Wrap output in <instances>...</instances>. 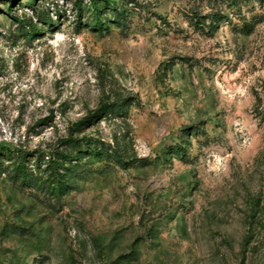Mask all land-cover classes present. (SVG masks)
Listing matches in <instances>:
<instances>
[{"label":"rangeland","instance_id":"obj_1","mask_svg":"<svg viewBox=\"0 0 264 264\" xmlns=\"http://www.w3.org/2000/svg\"><path fill=\"white\" fill-rule=\"evenodd\" d=\"M95 1L0 0V264H264L259 0Z\"/></svg>","mask_w":264,"mask_h":264},{"label":"trees","instance_id":"obj_2","mask_svg":"<svg viewBox=\"0 0 264 264\" xmlns=\"http://www.w3.org/2000/svg\"><path fill=\"white\" fill-rule=\"evenodd\" d=\"M105 1L107 2L108 0H105ZM227 2L231 8H240L242 6V4L244 3L243 0H227ZM259 2L261 4V6L264 8V0H259ZM93 4H94V6H97V2L95 0H93ZM99 15L100 14H97V18ZM195 17H196V22H194V23L197 25V27H208L209 31H211V33H214L217 30V28L220 26V24L225 19L229 18V16L222 14V11L210 12V13L206 14L205 16L197 15ZM253 28L254 27H250L248 25V22L244 21L243 29L245 31H249ZM116 108L117 109H123L121 104L114 103L111 107L108 106V109H107V107H102V108H100L99 111H103V112H105V114H107V113L115 111ZM94 118H96V115H89L86 118L77 122L75 125L76 131L83 129L85 127V125H88L89 123H93V121H95ZM100 143H101L100 140H98L96 138H92V137L74 138L72 136V137L63 141V144L65 146L81 147L83 144H87V145H90V146H93L94 148H96L97 149V155H99V156L106 154L109 158L121 159L122 156L118 150L114 149L111 151L109 149H104L100 146ZM57 154H58V156L56 159L50 158L51 160L49 161L48 167H49V170L51 171V173H54V172L56 173V176L58 178H57V180H53V179H56V178H53L52 183H53V186L55 187V189H57L58 193L62 194V193H65V189H67L68 187H74V186H71L69 184V182L61 176V173H60V170L63 167H65V163L72 161L73 156L71 154H68V152H65V151L60 152V153L58 152ZM20 173L25 178V180L31 179V178H29V176L26 174L25 171H21ZM53 176H55V174Z\"/></svg>","mask_w":264,"mask_h":264}]
</instances>
